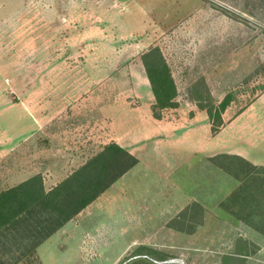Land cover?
Wrapping results in <instances>:
<instances>
[{
    "label": "rangeland",
    "instance_id": "1",
    "mask_svg": "<svg viewBox=\"0 0 264 264\" xmlns=\"http://www.w3.org/2000/svg\"><path fill=\"white\" fill-rule=\"evenodd\" d=\"M155 45L174 68L184 104L207 103L209 93L220 103L233 93L223 121L264 91V0H0V88L12 100L50 89L57 75L74 77L76 88L90 77V92L132 97L133 74L146 72L142 54ZM41 144L37 160L51 169L50 141ZM124 162H114L107 179ZM202 173V203L192 199L159 225L120 232L112 223L110 238L85 252L90 222L81 211L23 263L264 264V166L219 154ZM3 178L1 164L0 187Z\"/></svg>",
    "mask_w": 264,
    "mask_h": 264
},
{
    "label": "crops",
    "instance_id": "2",
    "mask_svg": "<svg viewBox=\"0 0 264 264\" xmlns=\"http://www.w3.org/2000/svg\"><path fill=\"white\" fill-rule=\"evenodd\" d=\"M89 78H82L76 88L74 77L57 75L50 89L36 87L19 93V100H12L16 95L8 89L5 92L6 86L0 88V165L4 173L0 191L43 173L49 190L111 143L138 159L80 213L83 223L90 222L82 231L80 244L85 252L110 238L106 229L112 223L120 232L151 227L165 221L168 213L181 211L192 199L202 203L203 163L212 164L219 154L264 166V91L224 120L214 134L208 112L184 104L180 94L177 107L166 108L161 118L155 117V96L146 72L133 74L134 99L90 92ZM144 87L151 91L147 98L140 92ZM42 137L50 141L45 155L50 157L51 169L37 160L43 154ZM65 168L70 171L63 175ZM211 196L221 197L217 190H210ZM121 256L122 252L117 258Z\"/></svg>",
    "mask_w": 264,
    "mask_h": 264
},
{
    "label": "trees",
    "instance_id": "3",
    "mask_svg": "<svg viewBox=\"0 0 264 264\" xmlns=\"http://www.w3.org/2000/svg\"><path fill=\"white\" fill-rule=\"evenodd\" d=\"M142 60L155 96L152 109L155 117L161 118L166 108L179 104L174 70L158 45L143 52ZM208 97L207 103L199 99L198 106L208 112L212 120V132L216 134L224 125L222 114L234 97L229 92L220 103H216L212 93ZM117 160L125 161V164L115 176L107 179L110 167ZM137 162L138 159L126 149L111 143L49 190L41 174L1 190L0 264L23 263L27 255L37 254L46 240Z\"/></svg>",
    "mask_w": 264,
    "mask_h": 264
}]
</instances>
